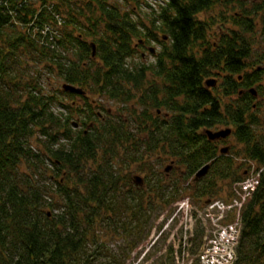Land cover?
<instances>
[{
	"label": "trees",
	"instance_id": "16d2710c",
	"mask_svg": "<svg viewBox=\"0 0 264 264\" xmlns=\"http://www.w3.org/2000/svg\"><path fill=\"white\" fill-rule=\"evenodd\" d=\"M149 1L0 0V264H118L107 254L99 261L104 242L98 230L105 227L125 230L132 252L145 243L153 215L166 208L172 215L185 188L180 179L171 187L147 179L124 194L117 158L123 165L144 163L162 151L187 168L186 179L213 162L197 189L211 199L218 176L234 185L244 181L233 159L218 157L201 134L229 121L247 160L264 167V137L257 138L251 104H229L215 95L218 89L203 86L218 73L226 78L238 42L229 46L223 25L212 32L199 15L233 0H158L156 7ZM143 11L149 12L140 19ZM153 41L162 49L147 64L140 49ZM53 81L85 94L63 86L52 92ZM99 98L127 107L130 118L112 119ZM78 119L83 129L75 128ZM89 162L95 169L87 170ZM261 170L240 211L233 264H264ZM127 215L130 227L119 225ZM203 237L197 234L192 253Z\"/></svg>",
	"mask_w": 264,
	"mask_h": 264
},
{
	"label": "rangeland",
	"instance_id": "374dc122",
	"mask_svg": "<svg viewBox=\"0 0 264 264\" xmlns=\"http://www.w3.org/2000/svg\"><path fill=\"white\" fill-rule=\"evenodd\" d=\"M157 1L158 0H150L149 4L156 7L154 4H157ZM241 1V6L236 0H233V2L229 4L227 2L215 4L212 6L208 14H200L199 20L212 23V32L217 31L219 27H222L221 25H223L225 30L229 27L234 29L236 27L229 25L228 21L233 19L237 12L246 13L249 11L248 15H250V13L254 12L255 6L263 2V0ZM256 8L260 13L264 14V9L260 8V6ZM147 12L149 11L141 12L140 19H143ZM253 17L256 22L263 25L264 15H256L252 16V18ZM260 28L261 26H259V29ZM217 39L218 37L212 35L210 41L216 42ZM252 47L253 49L255 48L254 52H258L259 50L264 53L263 39L258 40V43L257 41L252 42ZM151 48H154L155 54L149 52V49ZM161 49V45L153 41L150 44H147L146 48L140 49L139 56L145 54L144 62L152 64L155 62V55ZM137 61H139V59ZM32 75H36V72L32 73ZM148 77L150 78L153 76L148 74ZM62 86L63 83L55 84L53 81L49 87L52 92H54L57 87L62 89ZM222 94H224V91L218 89L217 94L215 95L220 99L224 98V101L228 102L229 100H227L225 94L223 96ZM74 99V101H80L78 98ZM62 100L64 103H68L72 99L62 98ZM98 100L99 103L104 106V110L110 111L112 119H118L119 116L126 120L130 118V112L127 111V107L122 111L121 105L104 101L102 98H99ZM256 104H258V111L255 116H260L262 121L260 122L256 119V122H258V126H256L258 134L257 138H259V136L264 137V99H259ZM101 110H98L97 112L104 114V110ZM165 113L166 111H162V118H165ZM246 119V123H248V118ZM79 120L80 119H78V121ZM228 128L224 127V130ZM252 128L255 129V127ZM138 136H140V134H138ZM227 145L231 147V153L227 158H229V160L233 159L236 167H238V172L241 173L242 179L244 180L243 182L245 183L237 186L231 182V178L218 176L215 179L217 192L215 193V196L211 197V199L201 197L197 191L198 186H202L205 179L200 182H195L193 177L186 179L187 168L184 165L174 164V168L170 172L166 171L167 167L173 166V160L169 157V154L165 152L157 151L151 155V158H147L146 156L144 163L131 162L127 165H123L121 163L122 159L120 160V158H117L115 164L118 167L117 173L123 179L121 191L124 194L132 191V184L135 183L134 177L136 176L141 177L143 180L148 179V181L151 180L153 182L156 180H162L161 182L163 184L170 187L175 181L180 179L182 188H185L186 193L183 199L173 205V208L176 210L172 215L167 208L163 212L158 211L153 215L151 223L154 225V229L150 238L138 248L134 249L133 252L128 250L132 245V239H130V235L127 234L125 230L120 227L117 229L115 228L116 226L105 227L104 229L100 228L98 231L104 242L102 249L104 256H101L99 261H103L107 257L105 256L106 254L118 259V264H190V262L195 261L200 252L210 243L214 231L221 224L223 225L231 222L235 218L237 212L240 211V208L242 209L241 205L237 206V203L242 199V196L239 194L237 195L236 193L239 191L241 194L247 195V190L252 189L255 180L257 182L259 179L260 170L264 169V167L257 162L250 159L247 160L244 144L240 143L236 137L233 136L229 138ZM96 166L97 164L89 162L87 164V170H89V168L95 169ZM236 188L238 189L237 191ZM122 192L119 194L120 198H123ZM156 206L160 207L161 204H157ZM131 220V216L127 215V218L120 219L119 225L125 223L130 227ZM200 232L204 234L202 245L196 253H192V249L195 246L194 239ZM171 247L173 248V251H171Z\"/></svg>",
	"mask_w": 264,
	"mask_h": 264
},
{
	"label": "flooded vegetation",
	"instance_id": "af4514ba",
	"mask_svg": "<svg viewBox=\"0 0 264 264\" xmlns=\"http://www.w3.org/2000/svg\"><path fill=\"white\" fill-rule=\"evenodd\" d=\"M238 4L240 5L242 3ZM259 6L260 8L264 9V0L261 4H257L255 6L254 12L250 13V15H264L257 10L256 7ZM248 13L249 11L246 13L237 12L233 19H230L228 21L229 25L234 26L236 28H226L225 36L229 38L228 43L237 40L238 48H232L233 53H230V57L228 58V61L230 60V62L226 64V78L224 79L221 73H218L217 77L212 76L206 78L204 80L203 86L206 90L212 93L214 92V90L219 88L220 90H223L225 92V97L227 98V100H229V104H232L233 102H239L244 104H246V102L250 103L252 106V114L255 116L256 112L258 111V104H256L257 101H259V99L261 98L264 99V53L259 50L258 52H254L255 48L253 49L252 42L257 41L258 43V40L263 39L264 43V19L262 25L261 23L256 22L254 17L250 18V15H248ZM259 26H261L260 29ZM229 46L233 45L230 43ZM231 67H238L240 68V71L238 73H233L234 71L231 69ZM224 94H222V96ZM78 99L80 101H75L76 104H81V102L84 101V98L82 97H78ZM161 113L162 111L159 110V116H161ZM103 116L104 114L98 113L99 119H103ZM255 118L258 121L262 122L260 116H255ZM165 119H168L167 113H165ZM231 126V122L228 121V123L226 124H215L213 125V127L205 128V131H201V134H203V136L207 139L208 143L211 144L212 147L217 150L218 157L226 158L230 155L231 147H229L227 143L229 138L234 136L235 130L232 127V130H234L232 131V134H230L226 138H219L213 141L208 139L206 133L208 130L215 133L221 132L224 131V127L231 128ZM75 128H84L80 120L79 125H76ZM86 129H84L85 132H87ZM172 163L174 166V162ZM212 164L213 162L210 163V168L203 178L196 180V175L199 172V169L194 174L193 180L195 182H200L201 180L207 178L212 171Z\"/></svg>",
	"mask_w": 264,
	"mask_h": 264
},
{
	"label": "built area",
	"instance_id": "2783aa9c",
	"mask_svg": "<svg viewBox=\"0 0 264 264\" xmlns=\"http://www.w3.org/2000/svg\"><path fill=\"white\" fill-rule=\"evenodd\" d=\"M245 182L236 184L240 186ZM256 180L252 189L247 190V195L241 194L239 191L236 193L242 196V199L237 203L243 206V204L249 199L251 193L257 186ZM238 189L236 188V191ZM188 202V200H187ZM188 204V203H184ZM241 211V208H240ZM240 211L237 212L235 218L225 224H221L213 233V237L209 244L200 252L195 261L190 264H233L236 260V247L238 245L240 236Z\"/></svg>",
	"mask_w": 264,
	"mask_h": 264
},
{
	"label": "water",
	"instance_id": "95a60500",
	"mask_svg": "<svg viewBox=\"0 0 264 264\" xmlns=\"http://www.w3.org/2000/svg\"><path fill=\"white\" fill-rule=\"evenodd\" d=\"M93 51H94L93 55L95 56V54H96L95 45H93ZM151 51L154 52V49H151ZM63 90L66 92H71V93H76V94H82V95L85 94V92L82 89L77 88L73 85H68V84L63 86ZM231 133H232L231 129H227V130L217 132V133L212 132V131H207V136H208L209 140L213 141V140H216L219 138H226ZM171 168H172V166L167 167L166 171L170 172ZM209 168H210V165H206L202 169H200L196 175V180L203 178L207 174ZM134 182L137 186H143L144 185V180L139 176L134 177Z\"/></svg>",
	"mask_w": 264,
	"mask_h": 264
}]
</instances>
